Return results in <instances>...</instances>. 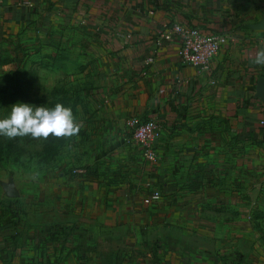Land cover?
Instances as JSON below:
<instances>
[{
  "label": "crops",
  "instance_id": "obj_1",
  "mask_svg": "<svg viewBox=\"0 0 264 264\" xmlns=\"http://www.w3.org/2000/svg\"><path fill=\"white\" fill-rule=\"evenodd\" d=\"M263 13L264 0H0V51L25 56L36 82L57 77V98L83 124L67 144L85 164L84 189L120 197L125 217L75 224L68 250L56 234L23 248L0 236V264H264L252 223L215 215L243 211L237 182L245 193L264 170V67L249 60ZM173 22L230 35L208 71L181 59L178 35L162 37ZM132 115L160 123L149 168L126 127ZM141 178L162 189L159 201L141 205Z\"/></svg>",
  "mask_w": 264,
  "mask_h": 264
},
{
  "label": "rangeland",
  "instance_id": "obj_2",
  "mask_svg": "<svg viewBox=\"0 0 264 264\" xmlns=\"http://www.w3.org/2000/svg\"><path fill=\"white\" fill-rule=\"evenodd\" d=\"M25 58L17 50L12 54L0 51V78H2L0 79V118L9 115L11 106L17 102L41 106L51 99L50 91L53 86L60 90V85L54 83L57 77L55 78L51 72L31 85L24 95L15 93L13 88H5V79H20L26 75L27 70L37 75L35 67L25 66ZM43 143L42 140L27 141L26 137L10 140L0 136V236L3 237L1 241L6 248L12 241L10 237H15L13 239L23 248L28 244L35 247L43 241L46 243L56 234L61 240V248L68 250V237L74 235L75 224L82 221L111 222L125 218L119 207L120 197L97 195L88 192L90 189L85 191V164L82 157L78 156L79 153L71 155L70 144L58 142L43 154ZM143 162L147 168L151 167V163L145 157ZM37 163L42 166L41 175L37 180H32L28 174ZM76 169H83V172H77ZM11 177L19 191L15 196L8 195L1 183ZM148 181V178H141L138 183L141 205L146 206L162 198L161 188H159L161 191L159 199L151 197ZM242 183V180L237 182V199L243 211L224 210L215 215L222 220L250 221L253 226L254 255H258L264 261V170L254 169L251 182H246V205H244L245 193ZM241 185L242 188L239 189ZM168 214L175 213L167 211L161 217L165 218ZM94 230L100 231L98 227H94ZM111 231L112 229L109 228L108 233L110 234ZM8 253L5 255L2 252V256L11 263L12 259L8 258ZM24 261L26 260L23 259ZM61 262L68 264L67 259H62ZM15 263H18V260Z\"/></svg>",
  "mask_w": 264,
  "mask_h": 264
},
{
  "label": "built area",
  "instance_id": "obj_3",
  "mask_svg": "<svg viewBox=\"0 0 264 264\" xmlns=\"http://www.w3.org/2000/svg\"><path fill=\"white\" fill-rule=\"evenodd\" d=\"M161 35L166 39L178 35L181 38L178 51L181 59L205 71L211 68L212 59L225 46L230 36L228 33H204L197 26L180 22L171 23ZM152 61L153 57L150 56L146 64ZM126 127L132 139L141 146L145 159L151 164H156L159 159L156 141L161 136L159 120L154 117L132 115L126 119ZM76 171L83 172V169H76ZM147 185L150 188L151 197L159 199L160 189L153 181H148Z\"/></svg>",
  "mask_w": 264,
  "mask_h": 264
},
{
  "label": "clouds",
  "instance_id": "obj_4",
  "mask_svg": "<svg viewBox=\"0 0 264 264\" xmlns=\"http://www.w3.org/2000/svg\"><path fill=\"white\" fill-rule=\"evenodd\" d=\"M249 60L253 65L264 67V41ZM82 127L73 109L59 102L54 107L17 102L11 106L9 115L0 118V136L10 140L30 137L42 141L49 138L71 141L79 136ZM41 167L37 163L30 169L28 175L32 180L40 177Z\"/></svg>",
  "mask_w": 264,
  "mask_h": 264
},
{
  "label": "trees",
  "instance_id": "obj_5",
  "mask_svg": "<svg viewBox=\"0 0 264 264\" xmlns=\"http://www.w3.org/2000/svg\"><path fill=\"white\" fill-rule=\"evenodd\" d=\"M37 74V73H36ZM2 79V78H0ZM37 80V75H34V73L32 71L27 70L26 75L22 78H16V79H5L6 85L5 88H13V91L15 93H19L21 95H24L25 93H27V90L31 87V85H33L34 83H36ZM59 91L57 94L56 92ZM61 95V91L59 89H55L54 92L52 93V97L51 99L48 101V103H43L42 106L45 107H54L56 103H62L64 106H68V100L65 96L59 97L57 98L58 95ZM63 95V94H62ZM65 95V94H64ZM27 141H32L34 139L30 138V137H26ZM58 142L60 143H65L67 141L65 140H53L52 138H49V140L44 141L43 143V154H45L46 150L50 147H54L55 144H57ZM63 143V144H64ZM15 238V237H13Z\"/></svg>",
  "mask_w": 264,
  "mask_h": 264
},
{
  "label": "water",
  "instance_id": "obj_6",
  "mask_svg": "<svg viewBox=\"0 0 264 264\" xmlns=\"http://www.w3.org/2000/svg\"><path fill=\"white\" fill-rule=\"evenodd\" d=\"M252 26L264 30V13H263L262 19L254 23ZM256 95L261 97L264 100V77L263 76L258 79ZM1 183L3 185L4 190L6 191L8 195L15 196L19 194L15 181L12 177L9 178L7 181H1Z\"/></svg>",
  "mask_w": 264,
  "mask_h": 264
}]
</instances>
